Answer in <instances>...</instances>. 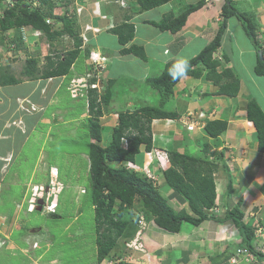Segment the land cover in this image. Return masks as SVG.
<instances>
[{
  "label": "trees",
  "instance_id": "trees-1",
  "mask_svg": "<svg viewBox=\"0 0 264 264\" xmlns=\"http://www.w3.org/2000/svg\"><path fill=\"white\" fill-rule=\"evenodd\" d=\"M32 1L15 0L11 7L3 8L0 16V30L3 33L10 29L15 30L17 34L10 41L16 46L21 43L18 31L21 26L41 30L43 36L51 44L67 36L72 41L69 47L55 49L53 55H45L42 67L37 65L35 57L27 58L20 71V75L27 77L28 80L65 77L70 73L71 67H74L80 54L86 50L87 56H90L89 49L82 47L83 40L76 13L67 9L71 0H60L62 2L61 14L54 13L57 0H35L37 5H32ZM129 1L130 6L126 9H130V13L125 14L124 19L109 30L116 35V40L120 45L119 54H130L142 61H147L143 46L134 42L130 43L135 34V25L129 20L135 14L163 5L168 0ZM205 3L206 0H198L194 4L189 3L177 15L167 14L158 22L149 21V23L161 31L176 32L186 24L188 15ZM219 14L222 20L210 41L198 53L188 58L191 67L187 75L199 77L204 74L206 79L218 86L216 93L234 97L238 93L239 80L230 68L222 66V62H228L227 57L219 58L216 54L221 45L228 18L235 17L250 43L257 51H261L260 57L257 55L253 68L257 75H264V43L258 39L257 25L254 20L248 13L240 11L234 5L233 0H223ZM46 18L53 21L47 23ZM175 60L172 58L166 61L162 64L163 69L159 73L148 75L142 82L156 90L154 92L159 101L158 105L143 104L136 107L132 104L125 105L126 99L130 96L127 88L136 83L124 77L122 79L125 81L117 87L121 90L118 93L119 96L117 95L120 99L118 103L117 97H114L118 89L115 91L116 88L114 89L113 86L117 84L119 78L102 79L101 77V91L99 92L95 87H89L86 97H82L87 107L86 121L89 135L93 139L88 144L87 156L90 196L96 222L95 260L92 264H100L104 259L111 258L120 237L127 236L129 233L132 236L135 227L131 229L130 224L134 221L131 215H134L135 200H138L139 204L136 208L144 214L147 221L151 219L158 228L172 233H178L183 222L198 226L206 220L217 222L230 220L240 235L241 246L247 248L256 259L264 258V254L255 248L254 225L248 221V213L240 208L241 197L232 207L225 210L221 219L215 214L206 212L216 206L213 174L219 165L217 161L222 159V168L226 171L229 169V163L222 158L221 151H217L219 156L215 157V153L209 152L210 147L206 143L196 155L188 152L180 153L176 149H169L168 141L166 143L168 165L162 171L160 170L162 181L168 187L166 196H163L159 190V182L150 179L143 171L129 165L135 162V156L140 150L144 152L151 150L154 139L151 128L153 119H176L179 116L174 110L164 108L165 101L172 97L174 85L178 81L169 76V69ZM106 64L102 71L106 68ZM91 70L92 66L89 65L85 72ZM85 72L79 71V73ZM21 81L7 69L0 67V86L17 84ZM90 81L95 82L96 77L93 76ZM131 98L134 100L133 97ZM112 100L118 105L116 106L118 111L114 119L115 124L111 127L110 140L107 144H102L103 131L100 118L105 111L107 112ZM245 116L255 128L256 149L264 151V112L253 98H249L246 102ZM226 129L227 121L219 118L206 120L202 131L211 138H218ZM122 138L126 140L124 147ZM210 155H214V159H210ZM234 190L231 178L228 176L223 192L224 198L230 196ZM171 199H175L180 205L186 203L191 214L184 207L176 211L168 203ZM136 220L133 222L134 225ZM128 227L130 231H127ZM246 263L255 264V262ZM116 264L134 263L121 261Z\"/></svg>",
  "mask_w": 264,
  "mask_h": 264
},
{
  "label": "rangeland",
  "instance_id": "rangeland-1",
  "mask_svg": "<svg viewBox=\"0 0 264 264\" xmlns=\"http://www.w3.org/2000/svg\"><path fill=\"white\" fill-rule=\"evenodd\" d=\"M79 2L81 1L79 0L78 4H75L74 2V4L80 6ZM186 2L194 4L197 3L198 0H186ZM233 2L234 5H237L239 10L248 12L251 18L254 19L258 28L261 29L259 31L260 37L258 39L261 43H264V23L261 24V19L254 17V10L251 9L249 13L250 8L247 0H233ZM205 4L208 5L209 1L206 0ZM205 4L202 5L201 8L205 7ZM68 8H72V4H69ZM201 8L199 9L202 12L203 9ZM55 11L60 12L61 7L58 6L55 8ZM161 11L162 8L155 9L145 14L144 18H158L159 12ZM76 17L78 19L77 14ZM229 19H234L232 22L235 23V17H231ZM234 26L236 27L235 33L226 35L225 38H227V40L226 42L222 41V46L219 49L221 52H227V48L230 50V60L229 62H226L227 64L224 66L230 68L234 76L238 77L239 74L240 76L244 74L242 78H245V80L249 81L247 84L248 86H251V94L255 89L254 92L257 93H253L252 96H254L259 103L255 99L254 100L258 104L261 102L262 106L264 107V101L262 100V98H264V94L259 90L262 89L264 92V76L258 75L259 77H257L251 74L250 70L253 64L252 62L254 61L253 57H251V61L248 62L247 56H244L245 60H243L240 56L241 54L239 55V48L234 42V37L235 40L237 38V41L242 48H245L248 38L245 33H243L244 31L242 32L238 26ZM7 34H11L14 38L17 33L13 29L7 30V32L4 34H2L0 31V67L7 69L12 75L21 80L27 79V77L20 75V71L23 68L27 58L32 56L35 57L37 65L42 67L43 63L45 62V54H47L49 51L52 52L55 49L67 48L72 42L67 36H64L59 38L57 41L52 42L51 44L50 41H48L44 36L36 38L32 36V32L28 30L24 37L25 41L21 40V43L17 46L15 45V48H13V46L9 44V42H12L10 41L12 37H9ZM81 34L85 37V40L83 41L87 42V36L83 32ZM189 34H193V32H189ZM104 35L107 37V34L100 35V39L103 42H105L103 39ZM162 35V39H164L166 37V33ZM205 36L207 35L203 34L197 35L193 38L190 35L191 42L184 46L183 51L180 53L181 57L187 59L198 53L205 45V40H207V37ZM109 39L112 40L110 42L108 40V44L115 42V39L112 38L111 35ZM12 43L14 44V42ZM223 44H225L226 49L224 48ZM109 46L111 47V45ZM88 49L90 54L94 52L95 54L102 55L101 52L98 51V46L93 45ZM151 50H154V48L151 47L150 49V47H148V52L151 53ZM83 57V54L78 56L75 67L70 70L71 74H74L75 72L80 74L79 71L85 72L86 65H90V56L86 58V63L84 62L85 59ZM107 58L109 57L107 56ZM148 69L151 73L155 74L160 69H163V65L162 63L150 61L148 64ZM70 73H68L63 78L59 88L55 92V96L52 97L49 102H44L45 107L43 111L35 115L37 120L34 123L33 129L29 130L26 141L22 145V148H20L18 155L9 166L7 173L3 176V183L0 184V264H92V262L95 260L96 222L95 211L93 209L90 196V175L87 157L88 144L92 140L90 139L86 121L87 107L85 101L83 98H72L67 90L69 79L71 77ZM100 75L102 79L105 77L103 71H101ZM250 75L253 77L252 81L250 80ZM122 77L123 76H120V78L117 80V84H115V91L118 89V93L121 90H119L117 87H120L125 81H123ZM257 78L260 82H262L261 84L260 82L258 84ZM191 81L192 80L189 82ZM41 84H43V82ZM39 85L40 84H38V89L40 88ZM137 86L139 88L138 93L137 91H132L133 95H136L137 93L139 94L140 99L145 98V104H159L157 95L154 92L156 91L155 89L148 88L150 86L146 83H137ZM49 90L50 87H47V89H42L41 92L44 96H46ZM149 90L150 92H148ZM118 93H114V97H117V95L119 96ZM132 93L128 92L130 95L129 97L135 98ZM258 94L262 95L263 97ZM117 100L118 103L120 101L119 97H117ZM171 103H173L172 97L165 101L164 108L171 110ZM114 106H117L115 101L114 103H110L109 107L107 108V112L105 111L104 116L100 118V124L103 131L102 144H107L110 140L111 130L109 132L106 131V129L109 128L107 126L108 124L111 127H113L115 124V117L113 118V115L115 112L117 113V109L114 108ZM230 107L231 106H228V109ZM28 110H31V107L28 108ZM235 113H239L240 117H245V109L244 111H237ZM184 118L185 117H182L183 121H185ZM190 119L191 118H188L189 121ZM173 120L175 122L177 121V119H166L162 121V125L164 124V129L166 126L169 131H167L168 134H165L164 139H159V143H162L160 146H155L156 148L152 149V153H145L143 150H140L135 156V161L138 162L136 164L141 166V170L150 167L152 169L161 167L162 169L168 165L166 158L163 159L165 157V153L162 150L166 147V143H168L167 141H169V138L172 137L173 132L170 129V126L171 123L174 122ZM153 123L155 124L156 121ZM200 133L201 135L198 136L191 132L187 133L189 134L187 136H181L182 133H180V135L175 138L176 140L172 143V145L168 146V148L176 149L180 153L188 152L189 154L196 155L200 148L197 147L194 149L196 147L195 144L189 143V140L192 139L197 141L201 138H204V141L211 140L206 137L204 132L201 130ZM168 135H170V137L167 139ZM161 161L163 162V167L161 166ZM50 166L56 167L58 173L57 180L62 183V189L57 194V207L54 209V212H44L43 209L33 210L30 212L27 210V201L31 194V186L33 184L47 185L49 181ZM213 176L215 180L216 202L219 203L223 198L225 181L221 172L217 171ZM232 184H234V181ZM158 186L162 195L166 196L168 187L164 184L162 179L161 181L159 180ZM238 195L240 194L237 191L235 197L238 198ZM262 201L264 200H261L260 203ZM134 203V215H131V217L135 221V219H138L136 214L140 211L138 208H136L139 206L138 200H135ZM168 203L176 211L181 207H184L191 214L186 203L179 205L173 200H168ZM243 205H245V203ZM263 206H261L262 209L264 208ZM241 210L244 211L245 207L243 206ZM262 211H264V209ZM206 212L207 214L218 213L216 208H213L212 210L209 209ZM224 212L225 211L221 210L218 213L219 216L217 215L218 218L223 217ZM139 214L143 213H138V216ZM212 221L213 222L204 221L200 225L201 230L204 232L202 233L207 239H209L208 236L212 233L216 234L218 232L219 226H221L220 224L223 225L222 222L217 225V221ZM133 222L130 224V226L132 225L131 229L135 227ZM249 222L252 225L253 222L255 223V221H252L251 219ZM150 224L152 225L153 223H147V228ZM151 225L149 232L151 231L152 234V232L155 231L160 238L163 237L165 242L164 244L166 245L164 251L167 253H173L170 251L171 249L169 246V241L176 234L160 229L155 224L152 226ZM186 225H188V223H186ZM202 225L206 226L205 230L202 228ZM227 226L228 224L225 227ZM153 227H155V229ZM225 227L223 225V228ZM192 229H194V227H192ZM127 231H130L129 227ZM149 232H147V234ZM130 234L131 233L127 234V238H125L126 240H129L132 237ZM128 236L131 237L129 238ZM215 237L213 238L212 236L210 239L212 241L210 246H212L214 249V252L212 253L213 256H217L219 254V246H215L216 244L214 242ZM125 239L120 237L117 240V246L119 247L113 252L120 253L122 250V253H126V258L124 257L126 262L133 263L134 259H136V256L125 249V246L123 245V240ZM189 241H191V243L194 244L193 246L196 247L195 243L199 242L200 240L197 236L191 235ZM200 244L204 245L203 242ZM201 247L202 249H196V252H186L185 254L181 253V251H179L180 249H172L174 254L168 263L170 262L171 264H176V262L180 260L178 264H186L184 262V258H194L187 264H199L200 260H195V258H198L199 256H205L204 254L206 252L204 251L209 248L207 246ZM138 253L143 254L141 252ZM191 255L196 256L191 257ZM100 264H105V260ZM134 264L140 263L134 262Z\"/></svg>",
  "mask_w": 264,
  "mask_h": 264
},
{
  "label": "crops",
  "instance_id": "crops-1",
  "mask_svg": "<svg viewBox=\"0 0 264 264\" xmlns=\"http://www.w3.org/2000/svg\"><path fill=\"white\" fill-rule=\"evenodd\" d=\"M78 1L79 0H71L69 4H72V8L70 9L77 7L78 5L75 4H78ZM80 1V11L77 14V23L79 31L81 33L83 32L88 38L86 46L85 44H83L82 47L89 48L93 45L98 46V51H100L101 54L105 55L106 57H109L107 60L106 68L103 71V74L105 75L104 79L111 77L120 78V76H123L125 79L135 82L136 84L128 86L127 90L129 91V93H132V91H137L138 93L139 88L138 86H136L137 83H142L145 77L153 74L148 69V64L150 63V61L163 64L169 59H177L178 57H181L180 53L183 51L184 46L191 42V37L194 38L197 35H207L205 36L207 37V40H205L206 45L212 38L218 27V24L222 20L219 12L223 0H208L209 4H205V7L201 8L203 9L202 12L200 11V9H198L197 11L190 13L188 15L186 24L180 30L173 33L166 30H159L157 27L150 24L149 21L158 22L164 15L167 14H172L173 16L177 15L181 9L189 4V2H186V0H168V2L163 5L156 6L139 14H135L129 20L135 25V34L130 43L134 42L143 46L147 61H142L141 59L130 54H119L120 45L116 40V35L109 30L111 27L121 22L124 19L125 14L130 13V9L127 10L126 8H123L118 3L119 0ZM247 2L249 3L250 8L249 13L251 9L254 10V17L261 19V24H263L264 0H247ZM126 4L130 6L128 1L126 2ZM235 6L237 7L236 4ZM161 8L162 11L159 12L158 18H144L145 14L155 9ZM233 20L234 19L229 18L227 20L226 30L222 36V41L224 42H226L227 40V38H225L226 35L235 33L236 27L234 25L238 26V28H240V31L243 32L238 20L235 19V23L232 22ZM260 30L261 29L257 26V34L259 35V37ZM189 32H193V34H189ZM164 33H166V37L162 39V34ZM101 34H107L108 38L105 37V35L103 38L105 42L100 39ZM7 35H9V37H12L11 34ZM110 35L115 39L116 43L114 42L108 44L107 41L109 40L110 42L112 40L109 39ZM222 41L220 47L222 46ZM234 42L235 44H237V47L239 48V55L241 54L240 56L243 60H245L244 56H247L248 62L251 61V57L254 58L250 72L254 76L259 77L257 74H255L253 69L256 63L258 51L254 48L249 40L245 45V48L240 47L237 38L235 40V37ZM109 45H111V47ZM223 46L225 48V44H223ZM148 47H150V49L151 47H153L154 50H151L150 53L148 52ZM219 49V52L216 53L217 56H225L227 57L229 62L230 50H228V48H225L227 52H221V50ZM82 54L84 55L83 58L85 59L84 62L86 63V58L88 57L86 50ZM108 61L110 62L109 64ZM225 64L227 63L223 62L222 66ZM75 65L76 63L74 64V67ZM88 66L89 64L86 65V69L88 68ZM160 70L157 73H159ZM243 76L244 74L241 76L239 74L238 77L236 76L239 80V89L238 93L234 97L216 93L218 86L212 83L211 80L206 79L204 74L199 77L187 75L186 77L179 79L173 88V103H171L172 110L178 113V119H180L181 117H185L184 115L186 113H190L191 121L189 123H192L193 121L194 128L192 130L184 131L185 129L182 126L181 121H178L177 119V121L175 122L173 120L174 122L171 123L170 126V129L173 132L172 137L168 135L167 139L170 137L169 143L170 145H172V143L176 140L175 138L179 136L180 133H182L181 136H187L189 135L187 134L189 132L195 133L197 136L201 135L200 130L202 131V126L208 119L220 118L226 120L227 129L222 135L218 136V138H211L206 135V137L211 140L204 141V138H201L196 141L190 139L189 143L195 144L196 147L194 149H196L197 147L201 149L202 146L207 143L210 147L209 152H211L212 154L215 153L216 157L219 156V153L217 151H221L220 153L223 154L222 158H224L225 161L227 160V163H229V169H227L226 171L222 168V159L218 160L217 162L219 163V165L216 172H221L225 181V185L228 176H230L231 183H233L234 181V184H232V186L235 190L230 196L226 198H224L223 194V198L220 200V202H216V206L214 208L217 209V212L219 213L221 210L225 211L227 208L232 207L237 202L238 198L241 197L242 202L240 208H242L243 206L245 207L244 211L249 215L247 217L248 221H250V219L252 221H255L264 234V211H262L264 208H261L264 201L261 202L262 204L260 203L261 200H264V151H258L256 149V133L252 123L246 119V116L240 117L239 113H235L237 111H244L247 100L249 98L255 99V97L252 95L253 93H257L254 92V89L251 94V86H248L247 84V82L249 81L245 80V78H242ZM63 78L64 76L38 78L34 80L24 79L17 84L0 86V184L3 183V176L7 173L9 166L18 155V153L20 152V148H22V145L26 141L29 130L33 129L34 123L37 120L35 115L43 111L45 107V101L47 103L50 99H52V97L55 96V92L59 88ZM190 80L192 81L189 82ZM250 80H253L252 75H250ZM257 81L259 84L260 81L258 80V78ZM42 82L43 84H41ZM261 83L262 82H260V84ZM38 84H40L39 89ZM47 87H50V90L46 94V96H44L41 91L44 88L47 89ZM113 88L115 89L116 85H114ZM259 90L264 94L262 89ZM148 92H150V90ZM137 93L136 95H133L132 93V95L135 96L134 100H132V98L130 97L127 98L125 101V105L132 104L134 105V107H136L138 105L145 104L146 99H140V96ZM260 96L263 97L262 95ZM262 100L264 101V98H262ZM111 103H114V100H112ZM259 105L264 112V107L262 106L261 102ZM228 106L231 107L228 109ZM21 107L27 109L32 107L34 109L25 111L21 109ZM114 108H116V106H114ZM115 115L116 112L114 113L113 118L115 117ZM164 120H166V118L155 119L151 124L152 134L154 135L153 144L157 147L162 144L159 143V139H164L165 134H168L167 131H169L166 126L164 129V124L162 125V121ZM154 121H156L155 124L153 123ZM107 126L109 128L106 129V131L110 132L111 126L109 124ZM91 140L93 141V139ZM212 158L214 159V155H210V159ZM136 163L138 162L135 161L134 164ZM50 167L56 169V167L54 166ZM135 168L140 169L141 166H138L136 164ZM237 191L240 194L238 195V198L235 197ZM171 200L176 202L175 199ZM243 202L245 203V205H243ZM185 210L187 211V209ZM218 213L215 215L217 216ZM221 218L222 217H219V219ZM206 221L213 222L212 220ZM150 222L154 224L151 219L148 221V223ZM186 223L187 222L182 223L180 231L178 233H174L176 235H174L173 238L169 241V246L171 249L170 251H172L173 253H167L164 251L166 245L164 244L165 242L163 240V237L160 238L155 231L151 234V231L149 232L151 225L150 224L148 228L146 227L142 239L146 247V253L139 254L138 252H134L132 250L128 251L136 256L134 262H139L140 264H171L170 262L168 263V261L172 259V256L174 254V251L172 249H180L179 251L185 254L186 252H196V249H202L201 246H207L209 248L204 251L206 252L204 254L205 256L198 255L199 257L195 258V260H200L199 264H247L245 260L241 258V256L236 255V249L241 246V238L230 220L222 222L224 227L227 224L228 226L223 228V225L220 224L221 226H219V230L216 229L218 230V232L216 234L212 233L211 235H209V239L204 237V232L200 228V225L203 222L198 226H193L189 223L188 225H186ZM216 223H218L217 225H219V223L221 222ZM210 225L212 226L211 223ZM192 227H194V229H192ZM205 227L206 226L202 225V228H204V230ZM153 228L155 229V227ZM147 232L149 233L147 234ZM191 235L197 236L200 240L199 242H197L199 245L195 243L196 247L193 246L194 244L191 243V241H189ZM212 236L213 238L215 237V246H219V254L217 256L212 255V253L214 252V249L212 248V246H210V244L212 243V241L210 240ZM121 238L125 239L127 237L122 236ZM262 241L264 242V237H262L261 240L255 243L256 249L258 246H260ZM202 242L204 243V245L200 244ZM118 247L119 246H117L116 248L118 249ZM125 255L126 253H122V250L120 253L115 252L111 254V258L109 257L105 259V264H116L121 261L126 262ZM195 256L196 255H191V257ZM184 259V262L187 264L194 258ZM179 261H177L176 264H178ZM256 261L257 262H255V264H264V258L260 260L256 259Z\"/></svg>",
  "mask_w": 264,
  "mask_h": 264
},
{
  "label": "built area",
  "instance_id": "built-area-1",
  "mask_svg": "<svg viewBox=\"0 0 264 264\" xmlns=\"http://www.w3.org/2000/svg\"><path fill=\"white\" fill-rule=\"evenodd\" d=\"M14 0H0V16L2 15V10L3 8H9L13 5ZM37 2L35 0H33L31 2L32 5H37ZM62 2L60 0H58V2L56 3L57 6L55 8H57L58 6H62L61 4ZM54 8V13L55 14H61V12H56ZM80 10V7L77 8V12ZM45 21L47 23H51L52 20H50V18H46ZM28 28V29H27ZM30 30V32H32V36L36 37V38H40L41 36H43L42 31L39 29H31L29 27L26 26H21L18 28L19 31V35H20V39L23 41H25V34L27 33V31ZM82 40H85V37L80 33ZM7 40V39H6ZM4 41V39H3ZM83 43H86V41H83ZM10 45L13 46V48H15V44H13L12 42H9ZM53 51L52 52H48L45 55H53ZM90 66H92V70L91 71H86L85 74H78L77 72H75L74 74H72V76L69 79V83L67 86V90L70 94V96L72 98H84L87 95V89L90 88H97V90L100 92L101 91V76L100 73L102 71V69L105 67V64L108 60V58L105 55H100V54H95L94 52H92V54H90ZM73 69V67H71V70ZM95 76L96 77V81L92 82L90 81V79ZM21 109L28 111L27 108L21 107ZM31 109L33 110L34 108L31 107ZM190 113H187L186 115V120L188 119V117L190 116ZM193 127L192 124H187V128L191 129ZM132 167L135 168L134 164H130ZM146 168V167H145ZM144 173L147 175V177H149L152 180H155V175L152 173V171L149 168L144 169ZM56 171L55 168H50V177H49V181L47 183V185H43V184H34L31 186V194L30 197L28 198L27 201V210L28 211H32V210H36L38 208V201L42 200V206L40 205V208H42L44 210V212H49V211H54L55 205H56V199H57V194L60 192V190L62 189V183L60 181H58L56 179ZM41 209V210H42ZM138 230H137V234L145 227V221L143 219L142 215H139L138 218ZM125 246L127 248L133 247L136 249H139L141 251H144L143 245L140 241H138L137 243H135V240L133 241H126L125 242ZM260 251H262L264 253V246L259 248ZM236 254L243 256L244 260L246 262H257L256 258L253 256V254L248 251L247 248L245 247H239L236 249ZM233 261V260H232Z\"/></svg>",
  "mask_w": 264,
  "mask_h": 264
},
{
  "label": "clouds",
  "instance_id": "clouds-1",
  "mask_svg": "<svg viewBox=\"0 0 264 264\" xmlns=\"http://www.w3.org/2000/svg\"><path fill=\"white\" fill-rule=\"evenodd\" d=\"M128 0H119L118 1V3L123 7V8H127L129 5H127L126 4V2H127ZM61 7V11H62V6H60ZM80 6H77V7H74L73 9H70V10H73L74 11V13H76V14H78L79 13V11L77 12L76 10H77V8H79ZM68 8V7H67ZM128 9V8H127ZM60 11V12H61ZM76 11V12H75ZM53 21V20H52ZM26 27H29V28H31L30 26H26ZM31 29H33V28H31ZM1 31V30H0ZM5 33V32H4ZM3 32H2V34H4ZM219 57V56H218ZM220 58V57H219ZM107 63V62H106ZM223 63V62H222ZM73 67V66H72ZM190 64H189V61H188V59H186V58H184V57H178L174 62H173V64H172V67L169 69V76L171 77V79H173V80H179V79H182V78H184V77H186L187 76V74H188V72H189V70H190ZM86 73V72H85ZM85 73H80L81 75L82 74H85ZM72 76V75H71ZM187 115V114H186ZM186 115H185V117H186ZM191 116V115H190ZM190 116L188 117V118H190ZM115 117H116V115H115ZM179 118V117H178ZM178 118H176V119H178ZM166 119H169V118H166ZM153 120H155V119H153ZM152 120V121H153ZM180 121H181V123H182V126L184 127V129L185 130H192L193 128H194V126L191 128V129H188L187 128V124H192V125H194L193 124V121H192V123H189L190 121L187 119L186 120V118H184V120L185 121H183L182 120V117L179 119ZM173 122V121H172ZM205 123V122H204ZM151 124H152V122H151ZM204 125V124H203ZM181 126V127H182ZM180 128V127H179ZM202 128H203V126H202ZM205 134V133H204ZM206 135V134H205ZM152 138H154V135L152 134ZM126 142V140L125 139H123L122 138V146L124 147L125 146V143ZM153 142H154V139H153ZM168 142V141H167ZM156 147L154 146V144H153V146H152V148H151V150L150 151H147V152H145V153H152V149H155ZM166 150H167V148L165 147L162 151H164V153H165V157L163 158V159H165L166 158V161L168 162V156H167V153H166ZM144 151V150H143ZM157 151V150H156ZM163 153V152H162ZM162 162V161H161ZM130 164H132V163H129V165ZM134 164V163H133ZM134 165H136V164H134ZM161 166L163 167V162H162V164H161ZM132 167V166H131ZM50 168H52V167H50ZM134 168V167H133ZM144 168V167H143ZM165 168V167H164ZM164 168H162V169H164ZM134 169H136V168H134ZM150 169V168H149ZM162 169H161V167H157V169H155V170H153L152 169V173L155 175V180L154 181H157V182H159V180H161L162 179V174H160L161 172H160V170L162 171ZM137 170H141V169H137ZM151 170V169H150ZM55 171H56V179H57V170L55 169ZM141 171H143L144 172V169H142ZM157 171H159V172H157ZM160 176H161V178H160ZM49 177H50V170H49ZM34 185V184H33ZM61 191V190H60ZM41 201V200H40ZM40 205L42 206V201L40 202ZM56 206H57V199H56V205H55V208H56ZM54 208V209H55ZM42 209V208H41ZM41 209H39V210H41ZM36 210H38V209H36ZM212 210V209H211ZM33 211V210H32ZM31 212V211H30ZM49 212H54V211H49ZM138 213H141V212H138ZM138 213L136 214V216L139 218V216H138ZM139 215H142L143 216V219H144V221H145V227L137 234V230H138V219L136 220V222H135V224H136V227H135V231H134V233L132 234V237L129 239V240H123V245L125 246V242L127 241H133V240H135V243H137L138 241H140L141 243H142V245H143V248H144V251H141V250H139V249H136V248H133V247H130V248H127L126 246H125V249L126 250H132V251H134V252H141V253H143V254H145L146 253V247H145V245H144V243H143V235H144V233H145V230H146V227H147V223H148V221L147 220H145V216H144V214H139ZM249 216V215H248ZM251 216H253V215H251ZM255 224V226H254V236H255V240H254V244L257 242V241H259V240H261V238L262 237H264V234L262 233V231H261V228L258 226V224L255 222L254 223ZM253 224V225H254ZM240 243H241V241H240ZM263 241L261 242V244H260V246H258L257 247V250H259V248L260 247H262V246H264L263 245ZM240 247H242V246H240ZM256 247V246H255ZM239 248V247H238ZM260 251V250H259ZM261 253H263L262 251H260ZM264 254V253H263ZM237 255V254H236ZM237 256H240V255H237ZM241 258L244 260V257L243 256H241ZM105 260V259H104ZM103 260V261H104ZM102 261V262H103ZM246 262V261H245Z\"/></svg>",
  "mask_w": 264,
  "mask_h": 264
},
{
  "label": "water",
  "instance_id": "water-1",
  "mask_svg": "<svg viewBox=\"0 0 264 264\" xmlns=\"http://www.w3.org/2000/svg\"><path fill=\"white\" fill-rule=\"evenodd\" d=\"M14 1H15V0H14ZM260 54H261V51L259 50V51H258V56H259V57H260ZM40 202H41V201L39 200V201H38V208H37L38 210L40 209V205H39Z\"/></svg>",
  "mask_w": 264,
  "mask_h": 264
}]
</instances>
